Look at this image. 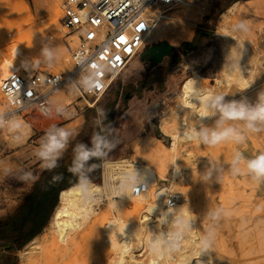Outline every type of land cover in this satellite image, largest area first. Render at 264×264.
<instances>
[{"label": "rangeland", "instance_id": "1", "mask_svg": "<svg viewBox=\"0 0 264 264\" xmlns=\"http://www.w3.org/2000/svg\"><path fill=\"white\" fill-rule=\"evenodd\" d=\"M26 1L29 11L21 12L19 16L15 12V28L7 27L12 22L8 24V20L4 19L12 16L14 10L11 8L0 10V24L4 26V31H0V58L4 56L5 44L10 45L19 35L26 40L39 36L43 46L50 39L52 40L51 32L46 31L42 36L39 31L43 26L47 27L48 19L47 14H37L36 10L40 0ZM63 1L60 2V28L57 32L61 35L69 60L61 66L54 67L40 60L38 63H33L34 72L43 71L67 75V72L72 71L71 50L77 45L72 46L70 42V36L75 33L62 24ZM184 2L179 5L198 3L212 6L207 7L209 9L204 10L205 15L195 22L194 36L188 40L192 44L190 49L186 50L184 43L177 44L170 46L171 50L162 55L165 57L164 60L160 58L161 60L158 59L155 62L139 61L136 66L129 63L117 76L108 92L98 101L96 107H89L91 100L82 97L73 82H67L60 90L68 94L71 101L69 106L58 110L50 96L48 99L52 110L49 115L33 112L12 113L7 117L8 122H4V125H7L9 120L22 121V124H19L20 128L18 127L13 133L3 134L0 124V216L10 217L14 213L18 214L28 205L29 198L38 192L47 179L55 181L51 172L57 164L67 156L74 155L75 158V150L80 144L91 148L94 136L103 137L112 147L111 150L104 149L103 156L90 158L93 173L83 176L80 181L89 180L101 185H103L101 178L103 160L123 161L126 158H139L135 146L149 139L162 147L169 146L171 139L159 133L156 124L163 115L166 103L178 100L181 85L187 77L197 73L209 78L202 82L203 85L209 84L207 87H212L215 84V78L220 77L218 72L220 65L227 59L226 54L223 53L227 48L231 49L230 52H235L234 59L243 65L249 64L246 54H243L244 49H249L252 53H264V0H185ZM164 8L156 4L150 8L149 14L153 18L151 11L161 13ZM241 22L246 25V30L243 32L238 27L237 29H235L236 26L234 27ZM181 23L183 22H177L176 26ZM222 25L227 28L226 32L230 29L229 33H225L226 36L223 35L224 31L221 32ZM236 30H241L242 35ZM200 33L206 35L201 36ZM237 34L241 36L240 38L238 35L242 41H238ZM164 36L161 37L162 39L150 38L147 46L163 40H173L169 33L166 37ZM223 37L229 38V42ZM230 39H237L234 40L237 45H234L235 43ZM224 41L230 43L232 47L225 45ZM237 41L241 44L238 45ZM138 58L141 59L140 56ZM187 61H191L193 68L186 65ZM20 71L30 76L26 68H21ZM249 71L246 70L245 74L251 80L252 73ZM253 78L255 82L261 78L264 79V70L257 72ZM80 79L83 80L82 76L78 75L75 82ZM258 90L264 93V80L258 86ZM213 100H210L212 105ZM258 102L259 99L251 105L254 106ZM210 103L208 108L212 111L215 107L211 108ZM5 111L6 106L2 94L0 114ZM220 119L221 114L218 112L209 120L202 122L200 126L209 130L218 129V125L220 128L234 127L245 136L244 142L237 144L229 139L215 146H208L196 138L184 142L183 148L190 152L188 156L184 155L181 158L182 168L188 179L184 184H179V189L176 190L180 191L182 198H188L190 203L201 205L204 216L213 226L211 235L210 233L208 235L213 238L212 241L217 242L218 246L220 245L226 251L228 264H239V224L243 217L252 216L254 178L243 164L238 165L240 171L234 174L232 160L237 152L242 153L245 160L263 152L264 130L251 133L243 127V121H224L223 124H219ZM196 122L195 124L198 123ZM258 126L264 128V125ZM59 128L68 131L70 136L55 166L48 168L46 161L42 160L37 153L46 141L47 134ZM100 200L96 214L86 222V225H83L84 227L82 226L84 229L80 228L76 230L77 233L74 232L75 235L74 233L69 235L68 243L66 241L62 243L57 233L50 238L52 234L49 235L42 230L40 233L45 232L44 235L49 237L39 236L38 240L44 242L40 244V249L33 250V253L30 251L28 255H32L26 258L27 253L24 255L23 251L28 242L21 241L15 244V254L10 255L11 250H8L0 256V264H108L115 254L106 241L107 196H103ZM133 205L134 202H131L129 208ZM145 209L141 203L137 213L138 217H141ZM143 250V247L133 249L136 254ZM143 258L145 264H154L150 262L146 253ZM155 263L157 264L158 261L156 260Z\"/></svg>", "mask_w": 264, "mask_h": 264}, {"label": "bare ground", "instance_id": "2", "mask_svg": "<svg viewBox=\"0 0 264 264\" xmlns=\"http://www.w3.org/2000/svg\"><path fill=\"white\" fill-rule=\"evenodd\" d=\"M61 1L40 0L36 10L38 15H48L47 27L43 26L45 28L42 27L39 31H41L42 36L46 31L51 32L53 35L52 40L50 39L43 46L42 39L39 36L26 40L19 35L10 45L5 44L4 56L0 58V86L6 77L16 70H21V68H26L29 75L33 74L35 71L33 63H38L40 60L46 61L52 67L61 66L69 60L61 35L57 32L60 28ZM184 1L176 0L170 15L151 11L153 18L150 16L149 32L142 47L138 49L132 59L136 58L149 44L148 40L150 38H161L168 29L174 28L178 39L191 36L193 31H191V24L183 20L185 8L179 5ZM233 6L235 5L233 4ZM4 8L14 10L12 16H10L11 18H4L8 20H5L8 24L12 22L7 26L10 28H15V12L19 16L21 12L29 11L26 0H0V10ZM196 9L192 10L191 14H196ZM177 22H184L185 27L176 29ZM237 25H234V27ZM221 27L223 28H221V32L224 31L223 35L226 36L225 33L230 29L226 32L225 25ZM0 31H4V26L1 24ZM240 31L238 33L242 35L243 30ZM239 34L236 38L238 41H242ZM220 38L222 40L221 36ZM228 39L227 42H229ZM237 39L230 40L235 43L234 40ZM226 41L224 42L226 43ZM238 41L237 43L240 45L241 43ZM70 42L72 46L78 44L77 34L70 36ZM220 43L222 44V41ZM168 45L172 46L168 42H159L150 48H146L141 57L148 56L149 60L155 62L162 57L160 55L162 46H165L167 51L171 50ZM227 46L232 47L230 43ZM191 47L190 41H186L184 48L187 50ZM234 48L236 49V47ZM45 49L52 53L51 59L44 56ZM226 50L223 53L227 55H225L227 59L220 65L218 71L220 77L215 78V84L212 87H207L209 84L207 86L202 84L203 81L209 78L194 73L187 77L181 85L178 100L166 103L164 106L163 115L156 125L159 133L171 139L169 146L162 147L158 143H153L151 139L142 141L141 144L135 146L139 158H126L123 161L105 160V185L81 181L61 190L59 202L44 229L49 235L52 234L50 238L57 233L60 241H63L62 243L67 242L70 234L77 233L76 230H79L84 224L86 225V222L91 220L97 212L100 199L107 196L108 216H104L108 220L107 229L105 230L106 241L115 254L108 264H145L143 258L145 253L148 255L150 262L154 264H156V260L158 261L157 264L229 263L226 251L220 245L218 246L217 242L212 241L213 238L208 235L209 233L211 235L213 226L204 216L201 205L190 203L188 198H182L180 191L176 190L179 189V184H184L188 179L182 168L181 158L184 155L188 156L190 152L188 149L183 148L184 142L190 140L189 137H192L194 132L204 129L200 126L202 122L209 120L219 112L218 108H214L212 111L208 108L210 100H213L216 95H223L225 103L235 100L246 101L251 104L258 100L263 93L261 90L257 91V88L264 79L261 78L255 82L256 80L253 77L256 76L257 72L264 70V53H252L251 50L244 49L243 54H246L249 64L243 65L234 59V51L230 52L231 49L229 48ZM190 62L187 61L186 65L193 68L194 65ZM251 62H254V64H250ZM246 70H250L249 73H252V76L250 75L251 80L246 77ZM77 76L70 75L72 78L70 82L75 81ZM79 81H82V79ZM61 88L58 89L59 91L56 90L57 92L50 94L51 100L58 110L71 104L68 94L63 90L61 91ZM210 106L213 108L212 104ZM0 120L3 134L13 133L18 129L19 124H22L20 120H9V123L4 125L3 123L8 122V119L1 114ZM253 182L252 216H248L250 218L243 217L239 224V264H264V180L258 182L254 179ZM137 183H145L147 186L145 192L138 197L134 196L132 191L134 184ZM85 187L88 189L87 195L83 192ZM168 188L180 193L179 198L173 205H166V198L168 199V197H166L165 192ZM131 202H134V205L129 208ZM141 203L147 212L156 217L152 220L153 222L144 221L143 215L138 217L137 213ZM156 220L157 222H154ZM44 233L42 232L26 245L23 251L24 255L27 253L26 258L32 255H28L30 251L33 253V250L41 248L40 244H44L43 240H38L39 236L49 237ZM205 238L211 241L210 246L207 248L203 247ZM135 247H143L144 250L136 254L133 251Z\"/></svg>", "mask_w": 264, "mask_h": 264}, {"label": "built area", "instance_id": "3", "mask_svg": "<svg viewBox=\"0 0 264 264\" xmlns=\"http://www.w3.org/2000/svg\"><path fill=\"white\" fill-rule=\"evenodd\" d=\"M175 3L176 0H64L62 24L78 34V44L71 50L72 71L67 75L37 71L30 76L20 70L12 72L1 82L6 106L1 115L31 112L49 115L50 94L72 81L70 75L82 76V81H73L74 86L82 97L91 100L89 107H96L142 47L149 32L150 8L159 4L165 7L161 13L170 15ZM101 169L105 185L104 160ZM146 189L145 183H137L132 191L138 197ZM165 195L166 205H173L180 193L168 188ZM142 215L144 221L153 222L156 218L147 211Z\"/></svg>", "mask_w": 264, "mask_h": 264}, {"label": "clouds", "instance_id": "4", "mask_svg": "<svg viewBox=\"0 0 264 264\" xmlns=\"http://www.w3.org/2000/svg\"><path fill=\"white\" fill-rule=\"evenodd\" d=\"M236 27L241 30H246V25L241 22ZM44 56L51 59L52 53L45 49ZM213 107L218 108L221 119L219 124H223L224 121H243V127L251 133H258L264 130V128L258 125H264V93L259 96V102L254 106L246 101H231L224 102L223 95H216L213 100ZM70 133L62 128L51 131L46 136V141L41 145L37 155L44 161H46V167L53 168L56 160L60 157L63 150L66 148ZM190 139L196 138L202 143L208 146H215L223 141L229 139L235 141L237 144L243 143L245 136L241 132L237 131L234 127H225L218 129H200L193 133ZM112 145L107 143L103 137L94 136L92 139V147L88 148L84 144H80L76 148V156L73 163V167L70 171L77 174L84 168L85 164L93 157L103 156L104 149L111 150ZM243 164L247 172L252 175L256 181L264 180V152H260L251 159H244L242 153L237 152L232 160L233 173H238L240 168L238 165ZM55 179V178H54ZM85 195L88 194V189H83ZM211 241L205 238L203 241V247L210 246Z\"/></svg>", "mask_w": 264, "mask_h": 264}, {"label": "crops", "instance_id": "5", "mask_svg": "<svg viewBox=\"0 0 264 264\" xmlns=\"http://www.w3.org/2000/svg\"><path fill=\"white\" fill-rule=\"evenodd\" d=\"M181 7L185 8V13L183 15L184 21L191 24V31L193 30L191 32V36L188 38L178 39L175 29L171 28L166 31L164 37H166L167 33H169L171 34L173 40H163L160 42H168L172 46L183 43L185 44L186 41L190 40L192 36H194L193 34L195 22H197L199 18L205 15L206 12L204 10L209 9L212 6H208L207 4L199 5L198 3H194L190 5H181ZM194 7L197 8L196 14H191V11L195 10ZM183 26L185 27L184 22L178 24L176 26V29H183ZM200 35L203 36L206 34L200 33ZM148 47L149 46H146L138 55L141 59H139L137 56L136 58L131 60L130 65L136 66L139 61L149 60L148 58L141 57L144 50ZM161 59L164 60L165 57L162 56ZM74 160V155L67 156L63 161L57 164L53 172H51V175L55 177V181L47 179L42 187L38 190V192L33 194V196L29 198L28 205L23 208L18 214L15 215L14 213L10 217L4 215L0 216V256L3 253H7L8 250H11L10 255L15 254V244H19L21 241H26L29 243L33 238L41 234L40 232L44 230L48 225L52 214L59 202V194L61 190L81 181H89H80V179L83 176H87L88 174L93 173V166L91 162L88 161L79 173L74 174L70 171V169L73 167Z\"/></svg>", "mask_w": 264, "mask_h": 264}, {"label": "water", "instance_id": "6", "mask_svg": "<svg viewBox=\"0 0 264 264\" xmlns=\"http://www.w3.org/2000/svg\"><path fill=\"white\" fill-rule=\"evenodd\" d=\"M168 48H171V47L168 45ZM166 51H167V49L165 48V46H162V48L160 49V55L165 54Z\"/></svg>", "mask_w": 264, "mask_h": 264}, {"label": "flooded vegetation", "instance_id": "7", "mask_svg": "<svg viewBox=\"0 0 264 264\" xmlns=\"http://www.w3.org/2000/svg\"><path fill=\"white\" fill-rule=\"evenodd\" d=\"M153 45H150L148 48L152 47ZM145 58H148V56H146Z\"/></svg>", "mask_w": 264, "mask_h": 264}]
</instances>
